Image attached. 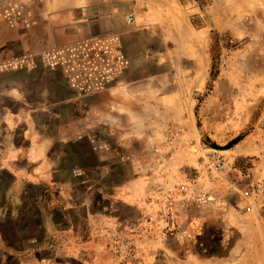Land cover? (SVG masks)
Here are the masks:
<instances>
[{"label": "rangeland", "instance_id": "rangeland-1", "mask_svg": "<svg viewBox=\"0 0 264 264\" xmlns=\"http://www.w3.org/2000/svg\"><path fill=\"white\" fill-rule=\"evenodd\" d=\"M75 2L50 25L0 0V239L51 221L105 264H264V198L242 190L264 164V9Z\"/></svg>", "mask_w": 264, "mask_h": 264}, {"label": "crops", "instance_id": "crops-1", "mask_svg": "<svg viewBox=\"0 0 264 264\" xmlns=\"http://www.w3.org/2000/svg\"><path fill=\"white\" fill-rule=\"evenodd\" d=\"M239 2L243 3V7L250 9H264V0H239ZM23 3H25L23 11L28 19L35 18L44 24L50 25H52V23H60L58 19L61 15L63 17L66 10L71 12L73 16L72 20H74L76 15L80 12V7L86 6L83 4L84 2H75V0L65 2L66 4H64V6L60 4H55V6L49 4L41 5L38 2H26L24 0ZM181 7L182 5L176 3L171 9L174 12L177 9L182 10L183 7ZM182 11L185 12L184 9ZM181 13L183 12L180 11V19L184 20L186 13ZM169 16H164V20H166V18L170 20L171 17ZM203 26L204 23H201L198 27L201 29V32ZM262 134H264V131H262ZM244 155H246V153H244ZM261 168L262 170L258 173V177H256L258 179L264 178V164H262ZM251 179L258 180L254 178ZM242 184L246 186V179H243ZM234 186L232 189L239 190L240 185L237 184L236 187ZM244 189L246 188L244 187ZM49 217L50 216H48V218ZM258 217L261 222L264 223L261 219L260 212H258ZM48 222H50V224L45 228H43L44 225H39L41 236L26 238V236L20 234L19 239L15 241L0 239V264H105L106 259L111 257V253L107 250L106 242L100 239H90L91 236H89V239L83 241L55 240L54 236L56 235L51 233H54L57 229L51 221ZM22 226H25L23 222ZM262 229H264V225H262ZM23 232H25V230H23ZM50 234L51 236H49Z\"/></svg>", "mask_w": 264, "mask_h": 264}, {"label": "built area", "instance_id": "built-area-1", "mask_svg": "<svg viewBox=\"0 0 264 264\" xmlns=\"http://www.w3.org/2000/svg\"><path fill=\"white\" fill-rule=\"evenodd\" d=\"M133 21V16H128V22ZM212 161L210 162L211 165L213 166L214 169L216 170H221L225 164V161L223 158L219 156H213ZM244 179H246V189L244 190V194L246 195H252L254 197H262L264 198V178L258 179V180H253L249 177V173L244 174ZM232 185L236 186L237 182L232 183ZM184 188V186H183ZM261 219L264 221V199H262V204H261Z\"/></svg>", "mask_w": 264, "mask_h": 264}]
</instances>
